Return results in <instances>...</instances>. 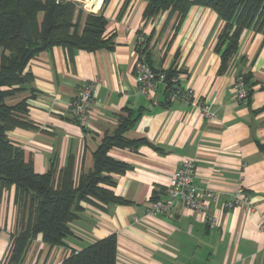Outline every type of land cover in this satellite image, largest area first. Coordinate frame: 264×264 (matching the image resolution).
Listing matches in <instances>:
<instances>
[{
    "label": "crops",
    "instance_id": "obj_1",
    "mask_svg": "<svg viewBox=\"0 0 264 264\" xmlns=\"http://www.w3.org/2000/svg\"><path fill=\"white\" fill-rule=\"evenodd\" d=\"M95 0L89 10L107 19L110 49L73 50L53 46L31 58L27 69L38 91L29 99L35 129L16 128L10 138L31 159L36 172L73 160L75 181L93 166V152L122 119L131 123L123 137L132 147H113L108 155L123 162L122 172H109L114 197L125 200L83 203L71 223L67 246H50L33 238L20 264H62L107 235L116 238L115 264H264V33L244 29L238 49L225 70L214 49L223 22L206 6L193 5L177 26L175 14L143 15L146 0ZM136 33L146 37L144 58L154 69H172L180 84L200 97L217 118L207 119L192 101L171 99L158 83L151 99L141 94L133 74L138 54ZM142 50V49H141ZM248 80L249 93L238 102L232 90L236 75ZM97 81L90 124L80 129L69 102L79 85ZM21 93L17 99L27 96ZM14 99L7 102H13ZM184 158L194 161L193 184L217 190L206 212L177 204L166 214L147 215L152 194L162 198ZM241 185L250 205L232 201ZM215 217V225L209 223ZM19 229L12 190L0 195V264Z\"/></svg>",
    "mask_w": 264,
    "mask_h": 264
},
{
    "label": "trees",
    "instance_id": "obj_2",
    "mask_svg": "<svg viewBox=\"0 0 264 264\" xmlns=\"http://www.w3.org/2000/svg\"><path fill=\"white\" fill-rule=\"evenodd\" d=\"M128 2L124 0L122 7ZM84 4L87 8L91 5ZM193 5L209 7L223 22L214 47L220 55L221 70L236 54L244 29L264 33V0H146L143 15L151 18L168 11L175 14L178 26ZM101 9L86 12L75 0H0V195L12 190L19 223L17 232L10 236L5 264H20L28 243L37 235L50 246H67L66 239L74 234L71 223L79 217L83 203L126 202L111 193L109 186L113 183L108 174L122 172L126 166L111 159L108 151L134 145L123 137L130 118L122 119L113 135L104 136L92 154V168L82 172L77 181L73 178L72 157L60 168L52 164L48 170L36 172L32 160L25 159L23 149L9 136L16 128H37L29 119V99L38 92L27 69L31 58L53 46L69 52L113 46L105 34L107 19ZM144 44L137 47L141 55ZM164 71L166 80L175 75L172 69ZM242 77L248 96V80ZM165 89L170 97L169 82ZM23 92L28 95L15 100ZM12 99L15 101L7 102ZM156 199L154 192L149 201ZM115 250V235H107L80 251L72 250L62 264H115Z\"/></svg>",
    "mask_w": 264,
    "mask_h": 264
},
{
    "label": "built area",
    "instance_id": "obj_3",
    "mask_svg": "<svg viewBox=\"0 0 264 264\" xmlns=\"http://www.w3.org/2000/svg\"><path fill=\"white\" fill-rule=\"evenodd\" d=\"M135 38L137 47H141L146 41V37L142 33H136ZM133 74L140 93L148 99H151L158 83L166 85L169 82L172 87V91L170 92L171 99L192 101L200 108L205 118L210 120L217 118L216 112L209 108L208 103L200 97L193 96L187 88H184L180 84L176 75L166 80L165 71L154 69L139 52L133 62ZM97 83V81H89L79 85L75 95L69 102L70 115L80 129H82L81 127H88L90 124L92 94ZM232 90L238 102H241L247 97V88L242 75L235 76ZM194 174L195 166L193 159H182L175 171L174 177L169 181L165 189L164 196L154 201H149L145 208V213L147 215L166 214L174 210L177 204L192 211L206 212L209 210L210 202L218 199L219 192L211 188L198 189L193 184ZM232 195L234 199L227 201L224 206L230 207L239 203L250 205L249 199L243 194L239 183L233 188ZM208 220L211 225H215V217H209Z\"/></svg>",
    "mask_w": 264,
    "mask_h": 264
},
{
    "label": "rangeland",
    "instance_id": "obj_4",
    "mask_svg": "<svg viewBox=\"0 0 264 264\" xmlns=\"http://www.w3.org/2000/svg\"><path fill=\"white\" fill-rule=\"evenodd\" d=\"M75 1H78V3L85 9L86 12H93V10H89V8L86 7V4L84 3H89V4H92L93 7H95V0H75Z\"/></svg>",
    "mask_w": 264,
    "mask_h": 264
}]
</instances>
